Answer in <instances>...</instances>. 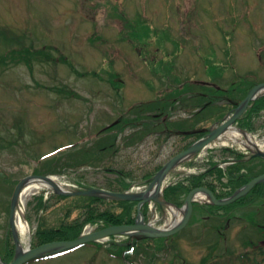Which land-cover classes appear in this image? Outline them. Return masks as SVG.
I'll return each mask as SVG.
<instances>
[{"label":"rangeland","instance_id":"rangeland-1","mask_svg":"<svg viewBox=\"0 0 264 264\" xmlns=\"http://www.w3.org/2000/svg\"><path fill=\"white\" fill-rule=\"evenodd\" d=\"M19 39L29 46L25 55L21 48L6 55L9 61L0 55V254L10 243L14 247L11 198L24 177L49 171L59 184L119 188L122 171L128 186L141 182L196 139L183 135L186 130L209 128L231 107H225L224 98L199 111L208 103L202 95L208 85L201 81L214 82L223 94L234 85L237 91L228 95L239 101L264 82V0H0V53L19 47ZM147 101L142 111L138 104ZM174 106L175 119L167 126L180 131L147 137L136 127L142 118L143 125H164L146 114L169 113ZM255 123L263 128L264 117ZM224 137L214 141L212 152L204 149L176 165L170 179L223 159L228 153L220 147L229 144ZM112 141L117 145L108 148ZM103 145V154L80 159L82 151ZM248 165L254 174L263 170L256 161ZM29 185L37 189L18 199L17 211L24 247L35 243L36 229L86 213L80 207H112L111 201L58 198L38 181ZM68 209L72 213L66 219ZM169 217L167 224L173 222ZM206 217L196 213L171 240L143 242L132 259L136 264H264V199L239 211L229 228L227 218ZM107 244L101 251L89 242L33 264H129V256L121 258L123 247Z\"/></svg>","mask_w":264,"mask_h":264},{"label":"water","instance_id":"water-1","mask_svg":"<svg viewBox=\"0 0 264 264\" xmlns=\"http://www.w3.org/2000/svg\"><path fill=\"white\" fill-rule=\"evenodd\" d=\"M260 90H264V83L258 84L256 86H254L253 89H251L249 91V94L246 96V98L244 99V101L241 103V105L239 106V108L236 110V112L233 114V116L226 120L223 124H221L220 126H215L213 127V129L206 135L204 136L202 139L194 142L190 147H188L186 150L182 151V153H179L178 155L172 157V159L169 160V162H167L162 168L161 170L158 171V173L155 175V177L152 179L151 181V185L149 186V188L145 191H142L141 193L137 194L134 192H114V191H108L106 189L103 188H95V187H91V188H87V189H81V190H76V191H70L67 189H63L62 187H60L56 182H53L48 176L46 175H33V176H28L26 178H24L22 180V182H20V184L17 186L16 191L14 193L13 196V202H12V208H11V222H12V226H13V232L15 233V241L17 243V251H16V256L14 261H12L11 263H5V264H22L24 262H26V260H29L33 257H36L37 255L46 253L48 250H53V249H62V248H68L71 246H77L80 243H85V242H89V241H93V240H97L98 238H100L101 236H105V235H111V234H119L121 232H125L129 235H134L137 237H157V236H164V235H170L175 233L176 231H178L179 229L185 227V224L188 222V220L191 217V212H192V200L193 197L196 193V191H204L207 192L209 197L211 198V201L213 203L217 204H222L225 205L227 203L233 202L236 199H238V197L243 196L245 194L248 193V191L251 190V188L259 183L260 181H264V174L258 175V177L254 178L253 180H251L250 182H248V184L243 185L242 187L238 188V191H236L233 195L228 196L227 198L224 199H218L214 192L211 191L209 188L207 187H198L195 188V190L191 191V193L187 196V203H188V209L186 211V215L185 218L183 219V221L181 223H178L175 225L174 228L171 229H164L161 230L155 226H150L149 224H146L144 221V216L142 213V203L155 199L157 201H159L160 203H162V201L159 199V192H160V187L162 185V180L163 178L170 172V170L177 165L178 163L182 162L183 159H187L188 157L192 156L193 154L199 152L200 150L203 149L204 146H206L207 144L211 143L212 141H214V139L219 138L222 134H224V132L234 123L235 120H237L242 113L245 111V109L247 108V106L250 104V101L255 100V98L257 97V94L259 93ZM257 156H264V152L262 151H258ZM33 178H38L41 180H47L50 185L52 186V188H54V190H56L59 193H63V194H72V195H76V194H82V195H95V196H103L106 198H115V199H133V200H137L138 201V218L136 220L135 223H133L132 225H112L108 228L102 229L99 232L96 233H92L89 235H84L81 237H78V239L75 240H68V241H57V242H49L46 243L44 245L41 246H37L34 249H23L21 244L18 241V233L15 230V222H14V217H15V208L17 206V202H18V198L19 195L22 191V187L27 184L30 180H32Z\"/></svg>","mask_w":264,"mask_h":264},{"label":"trees","instance_id":"trees-1","mask_svg":"<svg viewBox=\"0 0 264 264\" xmlns=\"http://www.w3.org/2000/svg\"><path fill=\"white\" fill-rule=\"evenodd\" d=\"M263 110H264V98L258 99L255 101L254 105L250 108L249 111H247L245 114V117L243 119H241L240 121V125L242 126H246L249 129H254V125H253V121L258 118L261 117L263 115ZM107 141V140H106ZM103 142L99 145H102L104 143ZM116 143L109 142L107 145V147H111L112 145L114 146ZM106 145H103L101 147L102 149H106ZM81 160H92L91 158L93 157H98L100 153L95 152L94 149H86L85 151H82L81 153ZM262 164V167H264V159L261 158L260 163ZM232 169L229 172V175H227L228 178V182L225 188V192L223 191V194H218V196H227L228 194H231L235 191V189H237L238 186L248 183L249 180L252 179V177L254 176V173L252 172L253 170L251 169L250 171L247 169V172H241V168L239 164H236L234 166L231 167ZM219 169V168H218ZM235 170H237L235 172ZM210 171V170H209ZM216 172H218V180L221 182V178L225 175L223 173L222 169L216 170ZM205 175V174H203ZM204 177L203 176H194L192 178H189V185L186 186H173L170 187L166 190V196L167 199L169 200H173L172 199V195L173 194H177V192L182 191V192H187L188 190H190L192 187L196 186V185H202L205 184L207 182L203 181ZM119 188H112L113 190H123L124 188L128 187V184H126V182L124 181V179L119 180ZM222 183V182H221ZM208 185H210V187L215 190V185L214 184H210L208 183ZM58 198L61 199H66V198H74L77 199V197H82V196H77V197H71V196H63V195H57ZM87 201L90 202H98V201H103V202H107L105 199L103 198H96V197H90L87 196ZM260 198H264V183H259V185L255 186L253 188V190L248 193L247 196L241 197L239 198L236 202L228 205L227 207H224L225 210L228 208H242L245 206H249L251 204L256 203L257 201L260 200ZM176 201V200H175ZM111 206L109 208L106 209H102V208H96L93 205H88V206H83L80 207L81 209H86L87 211L86 213H84L83 215H78L77 217L73 218L71 221H67V222H63L61 223L59 226L56 227H46V228H40L38 229V234H37V239L36 242L39 244H43L46 243L48 241H57V240H68V239H74L77 238L80 233L82 232V228L83 226L88 222V221H95L100 219H103L105 221V224L107 225H121V224H132V222L135 221L136 218V202L134 201H128V200H115V201H111ZM114 207H117V209H115ZM220 207L222 206H217V207H213V206H202V210H204L205 212H212L213 208L217 209H221ZM78 208V207H77ZM67 211V216L66 219L69 218V216L72 213V210L68 209ZM251 215V214H250ZM246 217H252V216H246ZM260 218V217H259ZM247 219V218H246ZM13 249L10 245H8V247H5V252L4 254L6 255V257L10 258L12 256Z\"/></svg>","mask_w":264,"mask_h":264},{"label":"bare ground","instance_id":"bare-ground-1","mask_svg":"<svg viewBox=\"0 0 264 264\" xmlns=\"http://www.w3.org/2000/svg\"><path fill=\"white\" fill-rule=\"evenodd\" d=\"M230 130L231 131H238L237 129H234V128H230ZM35 189H37L36 187H28L27 188V190L26 191H24V193H23V196H25V195H30L31 193H33V191L35 190ZM172 210H173V212H175V214H176V212H178V210H177V208L176 207H172Z\"/></svg>","mask_w":264,"mask_h":264},{"label":"flooded vegetation","instance_id":"flooded-vegetation-1","mask_svg":"<svg viewBox=\"0 0 264 264\" xmlns=\"http://www.w3.org/2000/svg\"><path fill=\"white\" fill-rule=\"evenodd\" d=\"M153 73H154V72H153ZM168 114H170V111H169V113H167V115H168Z\"/></svg>","mask_w":264,"mask_h":264}]
</instances>
